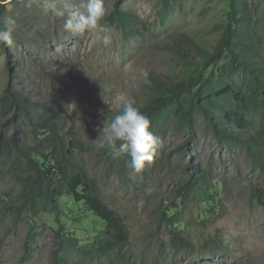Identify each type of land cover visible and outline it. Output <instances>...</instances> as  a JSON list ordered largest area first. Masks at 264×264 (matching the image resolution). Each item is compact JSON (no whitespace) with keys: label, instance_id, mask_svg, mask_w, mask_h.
<instances>
[{"label":"rangeland","instance_id":"1","mask_svg":"<svg viewBox=\"0 0 264 264\" xmlns=\"http://www.w3.org/2000/svg\"><path fill=\"white\" fill-rule=\"evenodd\" d=\"M104 2L108 16L116 0ZM6 4L4 18H15L17 25L13 45H6L5 50L0 44V98L13 82L34 100L53 107L61 102L67 110L63 133L74 126L85 144L77 162L98 182L103 198L130 229L127 258L118 264H264V207L254 199V187L260 185L262 175L243 151L219 143L201 115L192 134L178 132L174 122L165 133L154 131L158 138L155 155L141 172L130 167L131 158L124 161L94 142L107 114L111 120L120 111L118 105L110 109L105 100L111 104L117 99L122 104L134 99L143 104L153 75L173 79L188 70L174 51L175 38L186 33L199 46L215 44L220 36L215 25L225 19L227 2L172 0L165 9L162 0H124V7L145 21L143 35L126 38L105 18L107 44L92 33L81 36L65 31L62 18L43 9V0ZM56 70L61 77L54 88L50 79ZM25 135L32 138L30 128H25ZM183 143L189 144V150ZM191 160L195 168L189 166ZM196 168L224 187L215 189L221 207L213 212L214 205L203 203L206 197L201 192L191 194L182 218L188 229L185 234L195 248L175 251L170 234L158 229L156 212L160 201L174 196L175 189L188 180L190 170H199ZM17 191L11 178L0 184V264H53V254L60 245L55 217L28 215L16 221L7 211L10 203L6 195H16ZM62 206L68 217L66 225L71 227L69 214L84 208L71 201H63ZM33 227L36 238L27 254ZM161 239L167 243L164 247ZM104 264L112 263L105 260Z\"/></svg>","mask_w":264,"mask_h":264},{"label":"trees","instance_id":"2","mask_svg":"<svg viewBox=\"0 0 264 264\" xmlns=\"http://www.w3.org/2000/svg\"><path fill=\"white\" fill-rule=\"evenodd\" d=\"M7 1L18 2L0 0V21ZM171 1L162 0L165 9ZM225 1L226 17L215 25L220 35L217 42L202 47L188 34L179 33L174 51L188 70L173 79L153 75L145 103L137 105L150 119L153 133H165L174 122L178 132L187 130L192 134L201 115L219 143L243 151L260 171L262 181L254 187V199L264 207V0ZM123 2L116 0L107 21L126 38L142 36L145 21L126 9ZM57 70L51 73L54 88L60 83ZM60 103L53 107L36 101L13 82L0 98V184L11 178L18 187L16 195H6L10 203L7 211L16 221L28 215L55 217L60 245L53 254V264H73L75 259L78 264H104L105 260L121 263L131 244L129 226L103 198L98 182L77 162L85 144L74 126L63 133L68 112ZM26 127L32 138L25 135ZM189 147L183 143V148ZM122 157L124 161L131 158ZM189 166L195 168V162L191 160ZM196 169L190 170L188 180L175 189L174 196L160 201L156 212L158 229L170 234V246L175 251L195 248L189 234H185L188 229L182 218L191 194L201 192L206 197L203 203L214 205L213 212L221 207L215 191L219 183ZM63 201L84 208L69 214L71 227L65 222L68 217ZM82 225L83 230H78ZM35 231L33 227L25 248L27 254L36 238ZM87 235L92 238L85 239ZM160 242L163 247L167 244L163 239Z\"/></svg>","mask_w":264,"mask_h":264},{"label":"clouds","instance_id":"3","mask_svg":"<svg viewBox=\"0 0 264 264\" xmlns=\"http://www.w3.org/2000/svg\"><path fill=\"white\" fill-rule=\"evenodd\" d=\"M42 7L62 18L65 31L81 36L92 33L103 43L109 42V29L104 23L108 14L104 0H43ZM16 25V19L11 16L0 21V44L13 45ZM105 103L110 105V109L118 105L120 111L111 120L107 114L104 126L97 129L99 136L94 142L116 157L130 155V167L141 172L146 164L152 162L158 143V138L151 131L150 119L141 112L134 99L122 104L117 99L111 104L106 100Z\"/></svg>","mask_w":264,"mask_h":264}]
</instances>
